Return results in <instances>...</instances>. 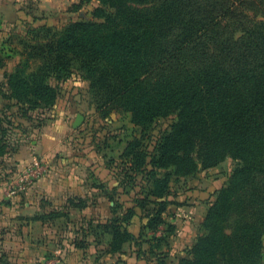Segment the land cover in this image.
Here are the masks:
<instances>
[{
	"label": "trees",
	"instance_id": "1",
	"mask_svg": "<svg viewBox=\"0 0 264 264\" xmlns=\"http://www.w3.org/2000/svg\"><path fill=\"white\" fill-rule=\"evenodd\" d=\"M98 1L93 16L100 21H71L57 37L29 48L33 58L46 55L38 69L43 72L10 73L11 96L19 103L51 107L58 85L46 79L65 81L76 62L103 117L123 111L134 125L144 126L175 115L153 154L143 150L138 138L126 142L119 158L130 159L128 170L147 166V157L149 177L169 168L176 175H191L225 157L239 162L216 192L201 233L178 264H262L264 0ZM2 125L0 115V154L6 148ZM170 177L166 172L152 181L146 194L154 198L150 210L146 197L134 201L147 218L145 227L155 232L164 226L162 235L152 237L154 247L168 245L175 231L163 217L170 204ZM115 213L99 225L110 235V252L121 251L122 243L133 239L127 230L133 208ZM57 215L51 211L37 218ZM71 244L85 247L82 241ZM0 264H8L1 252Z\"/></svg>",
	"mask_w": 264,
	"mask_h": 264
},
{
	"label": "rangeland",
	"instance_id": "2",
	"mask_svg": "<svg viewBox=\"0 0 264 264\" xmlns=\"http://www.w3.org/2000/svg\"><path fill=\"white\" fill-rule=\"evenodd\" d=\"M99 6L98 0H90L89 2H82L81 0H0V115L2 126L5 128L1 135V144L6 146L5 152L0 154V178H4L16 168L9 157L14 151L15 145L23 141L22 138H25L24 142L28 144L38 135L36 129L44 125L61 123L65 125L66 134H68L66 138L68 155H66L67 157L62 156L63 152L59 151L49 158L45 157L49 167L45 176L53 170L60 169L59 163H62L66 158L71 161H76L75 158H77L78 162H82L85 156H88L89 159L91 156L92 167L82 163L79 165V170L88 169L89 171H98V174L103 173L104 178L102 180H105L109 185L113 183L110 178L112 177L111 173H116L118 176L119 173L122 174L118 200H122L126 205H130L134 201L137 202L143 196L144 199L148 189L150 190L153 186L152 181L163 176L166 172L171 173L167 195L170 204L185 203L186 199H192L193 195L188 196V194L201 191L203 186L209 184L213 187L217 182L216 179L225 178V185L230 174L239 163L230 157H225L214 167L198 168L191 175H176L173 173V169L169 168L158 169L155 175L149 177L146 175V171L150 168L148 164L150 157L145 159L147 166L139 168L138 171L128 170L127 168H131L130 159L127 157L118 158V153L124 142L138 138L143 144V150L153 154L159 137L175 121L176 117L175 115H168L155 118L144 126L134 125L130 120V115L123 111L112 112L103 117L93 102L95 94L89 90V82L84 81L80 76L83 72L76 62H73L72 65L73 74L65 81L56 83L53 78L46 79L51 85H58V95L51 107L19 103L11 96V91L7 86V78L10 73L19 69L27 74L37 72L40 76L43 72L38 69L43 66V57L46 55L33 58L30 56L33 52L29 48L33 45H39L49 38L57 37L71 21H100L93 16L95 8ZM77 114L82 115V121L76 128H73L72 124ZM36 155V157H42L40 153L37 154L36 152ZM67 165L69 168L65 166L66 170L74 168L72 164ZM19 168L22 167L17 169ZM123 169L128 173L125 178ZM201 174L206 179L202 183H197L196 180ZM216 192H214L215 196ZM98 198L97 195L90 198V201L93 202L91 208L93 214L96 213L97 209L95 205L99 204ZM152 199L154 198L150 195L146 197L147 210L152 208L149 203V200ZM9 200H11L9 202H25L27 199L23 194H19V196ZM205 200H207L206 197L205 199L199 198L202 203ZM98 213L101 214L102 211ZM104 213L106 214V208ZM164 214L167 215L165 218L168 219L173 214L172 207ZM173 236L176 239L175 231ZM106 238L107 236L101 239L105 244L108 243L105 241ZM168 245L156 246V251L163 252Z\"/></svg>",
	"mask_w": 264,
	"mask_h": 264
},
{
	"label": "crops",
	"instance_id": "3",
	"mask_svg": "<svg viewBox=\"0 0 264 264\" xmlns=\"http://www.w3.org/2000/svg\"><path fill=\"white\" fill-rule=\"evenodd\" d=\"M36 132L38 135L28 144L24 142L25 138H22L23 141L15 145L9 157L16 167L13 168L14 171L18 167L28 165L37 156L36 152L43 158H49L59 151L63 152L62 156L68 155V134L64 124L44 125L36 129ZM125 144L124 142L121 146L118 158ZM75 159L76 161H71L66 158L59 163L60 169L53 170L49 175L24 188L19 194L26 197L25 202H9V199L19 194L10 198L3 184L4 178H0V252L6 263L178 264V259L187 256V250L201 233V223L208 204L215 197L214 192L225 182V178L216 179L213 187L209 184L203 186L201 191L188 194L193 196L192 199H186L185 203L168 205L166 211L172 207L173 214L168 219L165 214L163 217L167 223L175 226L176 239L171 235L169 245L164 248L165 252H160L153 246L155 240L152 237L162 235L164 228L150 231L145 227L147 218L142 215L136 204L126 205L122 200H118L121 189L118 174L111 173L113 183L109 185L102 180L103 173L98 174V171L88 169L79 170L82 163L92 167L91 156L90 159L85 156L82 162ZM67 164L74 165V168L66 170L69 168ZM198 177L197 183L206 179L202 174ZM96 191L98 192L95 193ZM93 195L99 197L94 214L91 211L93 202L90 201ZM205 197L207 200L203 203L199 201V198ZM37 200L44 201L40 203ZM79 200L83 201L81 207L77 205ZM128 207L134 210L132 220L127 226L133 239L122 243L121 251L110 252L108 244L101 241L102 237L107 236L105 241L108 242L110 235L103 232L99 225L106 223L114 212L117 216L122 215ZM51 211L58 213L54 219L37 218ZM72 240L84 242L85 247L72 245Z\"/></svg>",
	"mask_w": 264,
	"mask_h": 264
},
{
	"label": "built area",
	"instance_id": "4",
	"mask_svg": "<svg viewBox=\"0 0 264 264\" xmlns=\"http://www.w3.org/2000/svg\"><path fill=\"white\" fill-rule=\"evenodd\" d=\"M49 167L43 157H34L26 166L10 171L3 180L8 196L18 195L28 185L39 180L48 173Z\"/></svg>",
	"mask_w": 264,
	"mask_h": 264
},
{
	"label": "water",
	"instance_id": "5",
	"mask_svg": "<svg viewBox=\"0 0 264 264\" xmlns=\"http://www.w3.org/2000/svg\"><path fill=\"white\" fill-rule=\"evenodd\" d=\"M81 121H82V115L81 114H77L76 118H75V120L73 122V127L76 128L80 124Z\"/></svg>",
	"mask_w": 264,
	"mask_h": 264
}]
</instances>
